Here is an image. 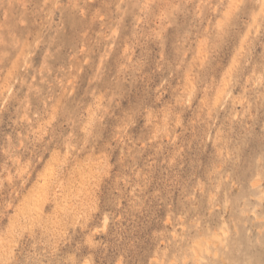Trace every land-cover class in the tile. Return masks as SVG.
<instances>
[{
    "label": "rangeland",
    "instance_id": "1",
    "mask_svg": "<svg viewBox=\"0 0 264 264\" xmlns=\"http://www.w3.org/2000/svg\"><path fill=\"white\" fill-rule=\"evenodd\" d=\"M0 264H264V0H0Z\"/></svg>",
    "mask_w": 264,
    "mask_h": 264
}]
</instances>
